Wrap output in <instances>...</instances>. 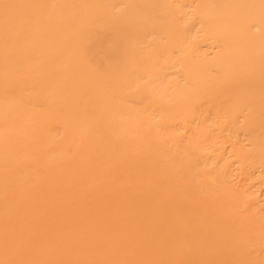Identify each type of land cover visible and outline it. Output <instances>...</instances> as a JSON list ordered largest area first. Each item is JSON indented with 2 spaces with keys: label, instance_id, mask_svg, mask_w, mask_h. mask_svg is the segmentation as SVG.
<instances>
[{
  "label": "bare ground",
  "instance_id": "6f19581e",
  "mask_svg": "<svg viewBox=\"0 0 264 264\" xmlns=\"http://www.w3.org/2000/svg\"><path fill=\"white\" fill-rule=\"evenodd\" d=\"M0 264H264V0H0Z\"/></svg>",
  "mask_w": 264,
  "mask_h": 264
}]
</instances>
